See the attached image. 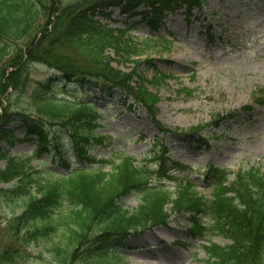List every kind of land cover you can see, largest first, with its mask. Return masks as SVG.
Here are the masks:
<instances>
[{"label": "trees", "instance_id": "1", "mask_svg": "<svg viewBox=\"0 0 264 264\" xmlns=\"http://www.w3.org/2000/svg\"><path fill=\"white\" fill-rule=\"evenodd\" d=\"M205 2L0 0V142L9 144L0 146V159L5 161L0 185L11 182L9 187L0 186V192L22 199L19 212H13L3 228L7 241L0 243V264H30L26 249L41 241L56 264H122L126 254L121 249L130 235L167 224L172 213L189 210L215 216L209 228L232 239L226 246L207 247L211 264H264L263 165L240 170L228 187L222 184L225 173L212 168L218 183L210 200L196 190L191 174L178 179L172 189L167 181L176 175L164 155L159 156L158 168L151 169L130 155L117 161L93 152L96 146L113 142L111 135L100 131L106 124L99 117L98 102L116 98L120 91L125 102L132 95L145 105L160 130L178 132L156 118L157 109L149 100L153 96L143 90V82L135 88L132 73L114 67L107 53L113 47L131 58L150 43L133 41L127 28L110 27L96 16L111 19V7L118 6L123 13L153 14L148 20L157 21L164 10L185 7L190 12ZM140 5L146 8L136 10ZM33 62L56 71L38 81L26 97H13L9 88L24 92ZM148 62L154 65L152 59ZM166 76L146 80L158 84ZM10 123L14 129L7 128ZM202 128L191 129L197 136L186 134L210 147L212 135H203ZM15 129H23L24 135L17 137ZM27 140L37 145L31 155L10 154L11 146ZM233 190L235 197H224ZM135 192L138 205H126L125 198ZM194 221L192 230L202 236L207 227Z\"/></svg>", "mask_w": 264, "mask_h": 264}, {"label": "rangeland", "instance_id": "2", "mask_svg": "<svg viewBox=\"0 0 264 264\" xmlns=\"http://www.w3.org/2000/svg\"><path fill=\"white\" fill-rule=\"evenodd\" d=\"M146 21L141 14L128 16L115 9L110 25L122 27L131 23L134 40L150 44L131 58L111 47L107 53L112 65L131 72L130 83L135 88L143 82V90L153 96V100H149L155 104L157 118L163 124L184 131L200 123L208 124L203 131L217 130V138H213L212 147H207L197 146L184 134H163L145 107L126 108L122 101L124 92L120 91L115 99L106 98L98 103L109 122L100 131L112 135L114 143L111 147L97 146L94 153L108 157L120 152L143 162L153 150H160L163 142L170 159L193 165L195 169L211 163L227 167L230 172L239 166L264 161V106L259 105L254 96L256 89L264 87V0H207L190 15L184 9L167 10L162 13L159 30ZM162 38L171 43H157ZM148 59H152L155 66L148 63ZM52 71L41 62H33L24 92L9 88L13 97H26L38 86L37 82ZM164 74L168 76L158 84L145 81ZM190 89L191 93L185 91ZM246 105H252L253 110H246ZM219 114L223 120L215 125L212 121ZM13 126L9 124L8 128ZM227 126L229 129L224 132ZM15 134L20 137L23 131H15ZM0 146L7 147V141L1 140ZM35 148L34 142L28 141L14 146L11 153L27 155ZM148 163L153 168L157 166L156 161ZM4 167L5 161L0 159V171ZM204 169L205 166L195 170L197 180ZM10 183L0 186L9 187ZM211 183L212 180L202 181L200 191L210 196ZM6 195L0 192V243L7 241L3 228L12 213L19 211L22 201ZM138 202L137 194L125 199L128 206H136ZM188 220V214H175L168 225L145 229L130 237V247L122 250L127 253L122 264H204L206 252L201 247L202 240L186 242ZM211 239L227 243L217 234H212ZM43 247L41 241L26 249L30 264H56Z\"/></svg>", "mask_w": 264, "mask_h": 264}]
</instances>
